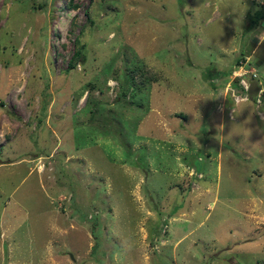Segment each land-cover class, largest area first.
Masks as SVG:
<instances>
[{"label":"rangeland","instance_id":"obj_1","mask_svg":"<svg viewBox=\"0 0 264 264\" xmlns=\"http://www.w3.org/2000/svg\"><path fill=\"white\" fill-rule=\"evenodd\" d=\"M253 70L264 0H0V264H264Z\"/></svg>","mask_w":264,"mask_h":264},{"label":"trees","instance_id":"obj_2","mask_svg":"<svg viewBox=\"0 0 264 264\" xmlns=\"http://www.w3.org/2000/svg\"><path fill=\"white\" fill-rule=\"evenodd\" d=\"M81 52L78 50L76 51V53L74 54V56L72 57L71 61H70V69L74 68L75 67V64H76V61L77 59L81 56ZM243 61H239V63H242ZM134 72L137 73V77L133 74V72H131L132 74V83H134L135 85L136 84H139L137 83L138 82H141V84H145L146 83H152L153 80H154V77L152 75H147L145 74V70H143V67H135L134 69H132ZM139 79V80H138ZM152 81V82H151ZM259 81L260 79H255V80H252L250 83H251V89H250V92L249 94L254 97V99L256 98V94L258 93V90H259ZM140 85V84H139Z\"/></svg>","mask_w":264,"mask_h":264},{"label":"built area","instance_id":"obj_3","mask_svg":"<svg viewBox=\"0 0 264 264\" xmlns=\"http://www.w3.org/2000/svg\"><path fill=\"white\" fill-rule=\"evenodd\" d=\"M252 74H250V77H253L252 80H255V79H259V76L257 73L254 72V70L251 72ZM245 75V76H244ZM239 77H242V84L244 85L245 89L247 90V93H248V97H249V91H250V87H251V83H249L248 81H246V79L248 80V77L245 73L243 74H238ZM249 83V84H248ZM259 90H258V93L256 94V98H255V102L256 103H260L263 101V94H264V82L263 81H259ZM244 99H247V96L243 97L242 100Z\"/></svg>","mask_w":264,"mask_h":264},{"label":"clouds","instance_id":"obj_4","mask_svg":"<svg viewBox=\"0 0 264 264\" xmlns=\"http://www.w3.org/2000/svg\"><path fill=\"white\" fill-rule=\"evenodd\" d=\"M254 101H255V99H254Z\"/></svg>","mask_w":264,"mask_h":264}]
</instances>
